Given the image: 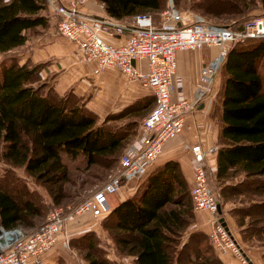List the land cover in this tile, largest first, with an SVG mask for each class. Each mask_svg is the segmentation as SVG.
Here are the masks:
<instances>
[{
    "label": "trees",
    "instance_id": "trees-1",
    "mask_svg": "<svg viewBox=\"0 0 264 264\" xmlns=\"http://www.w3.org/2000/svg\"><path fill=\"white\" fill-rule=\"evenodd\" d=\"M96 1L103 5L106 16L118 21L161 9V0ZM257 2L264 8V0ZM45 12L44 0H0V53L23 46L25 32L47 28L51 20ZM261 64H264V38H257L234 43L220 67L210 110V117L218 124L216 167L206 173L210 190L211 182L239 172L243 180L237 186L249 181L255 183V192H264ZM44 65L29 59L20 63L16 56L0 60V162L10 168H22L58 205L62 184L68 178L64 159L79 158L87 167L95 164L97 158L114 156L125 137L105 131L104 124L146 109L153 104V98L146 95L135 100L117 112L106 114L98 124L97 116L80 103L81 98L71 91L63 95L55 93L51 83L40 75ZM188 187L178 162L167 160L149 168L133 193L102 217V228L110 231L118 252L132 257L131 264H178L179 255L195 235L189 236L187 242H176L186 225L184 218L190 217L192 203ZM224 190H211L219 205ZM38 215L39 205L31 200L25 184L11 169L5 170L0 177V229L18 228ZM196 234L198 241L193 251L185 255V264L210 261L219 264L211 255L210 248L213 253L214 249L210 242L209 248L206 237ZM80 240L88 241L82 257L86 264H117L95 247L90 232L74 239Z\"/></svg>",
    "mask_w": 264,
    "mask_h": 264
},
{
    "label": "built area",
    "instance_id": "built-area-1",
    "mask_svg": "<svg viewBox=\"0 0 264 264\" xmlns=\"http://www.w3.org/2000/svg\"><path fill=\"white\" fill-rule=\"evenodd\" d=\"M87 1L44 0L47 13L55 19L58 35L76 47L83 61L93 64L94 74L117 69L127 80L137 81L146 88L153 104L141 119L134 139L124 147L116 172L89 197L71 208L52 207L41 228L30 234L24 235L17 228L0 229V264H41L44 255L59 243L68 220L83 215L100 218L107 214L118 203V189L129 188L144 177L163 143L181 132L184 117L194 113L199 103L209 100L231 46L245 39L264 38V16L246 19L235 26L211 25L201 19L186 23L170 4L156 24L149 14L119 22L105 14L94 17L84 13L82 7ZM100 6L103 8L101 3ZM101 33L113 37L125 35V38L120 44H110L103 40ZM204 47H213L216 53L200 67L190 102L182 90V77L176 74L175 53ZM137 62L145 68L137 66ZM215 149L204 150L198 142L188 147L192 207L211 213L216 211L218 203L208 187L206 173ZM209 240L217 254L229 250L237 264H254L246 259L219 223Z\"/></svg>",
    "mask_w": 264,
    "mask_h": 264
},
{
    "label": "rangeland",
    "instance_id": "rangeland-1",
    "mask_svg": "<svg viewBox=\"0 0 264 264\" xmlns=\"http://www.w3.org/2000/svg\"><path fill=\"white\" fill-rule=\"evenodd\" d=\"M238 1L161 0L160 10L143 14H149L154 24H156L160 21V14L171 4L181 14L186 23L201 19L211 25H229L251 19L255 16H264V8L260 7L257 0ZM46 15L49 14L46 13ZM50 20L52 24L49 23L48 25L49 31L51 33L56 32L53 16H50ZM43 31V28L37 27L34 31L29 30L25 32L27 42L19 48L0 53V60L7 56H16L20 63L23 62L24 56L27 53L30 54V42L35 39L38 40ZM203 49L208 48L204 47ZM260 67L264 75V64H261ZM46 80L48 84L51 83L50 79L46 78ZM80 103H83V101ZM151 106L148 105L144 110L138 109L139 112L135 111L137 113L127 114L122 118L109 120L104 124L105 131L125 137L121 142V148L114 156L97 158L95 164L87 167H85L79 158L74 160L64 159L68 168V178L62 184V197L58 205L53 204L46 189L31 176H27L22 168H10L0 162V177L4 175L5 170L11 169L12 173L25 184L27 191L31 194V200L36 205H39L40 215L30 218V221L26 225H20L17 229L24 235L34 232L43 223L49 209L52 207L71 208L76 206L89 197L96 188L106 182L116 172L118 160L124 147L136 136L138 125ZM137 108L135 107V110ZM104 117H97V123H101ZM241 180H243V175L239 172H233L228 178L222 181L211 182L210 188L213 191L216 188L222 192V189L224 190L225 188V194L220 197V214L216 211L211 213L206 209L196 210L191 207V212L188 213L190 217L186 216L184 218L186 225L181 234L176 238V242L180 244L187 242L189 236L191 237L193 233L195 235L179 255L178 264H185V255L193 251L194 244L198 241L196 233H201L206 237L207 244L210 248L209 235L214 230L216 223H218L217 219L219 217H223L226 222L228 236L242 250L250 262L264 264V192H255V186H253L255 183L251 184L249 181H245L244 184L237 186ZM254 182L257 181L254 180ZM196 215L199 216V219H196ZM101 219L102 217L92 218L89 215H83L68 220L62 228L61 235L58 239L59 243L45 254L43 259L50 255V257H53L52 264H86L82 257L84 253L83 249L88 239L80 241H74V239L83 233L90 232L94 235L95 247L106 258L117 264H131V256L120 253L115 249L110 231L102 228ZM210 251L214 260L219 262V264H237L236 258L229 250L225 252L224 255L227 257L223 261L217 258L218 254L215 250L214 253L217 257L211 248ZM206 255L208 257L209 253H206ZM209 264L215 263L214 261H210Z\"/></svg>",
    "mask_w": 264,
    "mask_h": 264
},
{
    "label": "crops",
    "instance_id": "crops-1",
    "mask_svg": "<svg viewBox=\"0 0 264 264\" xmlns=\"http://www.w3.org/2000/svg\"><path fill=\"white\" fill-rule=\"evenodd\" d=\"M82 10L94 17H101L104 14L103 8L96 0H88ZM126 21L128 20L119 22ZM40 35L38 40L30 42V54L27 53L23 61L29 59L32 63H45L40 75L42 78L51 80V86L55 93L63 95L67 91H71L73 95L81 98L85 108L97 115L98 118H102L108 113L117 112L133 101L150 95L146 88L141 87L137 81L127 80L117 69H105L94 74L93 64L83 61L73 44L65 41L57 32L51 33L48 27L44 28ZM101 37L107 43L120 44L125 35L113 37L101 33ZM26 42L27 40L24 44ZM215 53L216 49L213 47L175 53L176 74L182 77V90L190 102L193 101L195 81L200 67ZM136 65L145 68L139 62ZM218 84L219 79L216 80L215 89H213L209 100L202 103L201 108L197 106L194 113L184 117L181 132L163 143L160 154L150 165V168L167 160H175L187 183H191L192 167L188 147L195 142H198L204 150H209L211 147L217 148L218 145V124L210 117L213 94ZM215 167L214 153L213 158L210 159L211 171H214ZM137 183L138 181L129 188L120 187L116 194L118 202L133 193ZM196 219H199L198 215H196ZM218 257L223 261L227 256L218 254ZM52 262L53 257L49 255L42 260L41 264H52Z\"/></svg>",
    "mask_w": 264,
    "mask_h": 264
},
{
    "label": "water",
    "instance_id": "water-1",
    "mask_svg": "<svg viewBox=\"0 0 264 264\" xmlns=\"http://www.w3.org/2000/svg\"><path fill=\"white\" fill-rule=\"evenodd\" d=\"M202 105H203L202 103H199L198 108H201ZM216 207H217V208H216V212H217L218 214H220V206H219V204H217ZM217 222H218L221 226H223L225 229L227 228V227H226V222L224 221L223 217H219V218L217 219ZM246 259H247V257H246Z\"/></svg>",
    "mask_w": 264,
    "mask_h": 264
}]
</instances>
